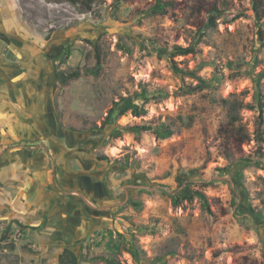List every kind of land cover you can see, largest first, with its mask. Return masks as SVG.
Listing matches in <instances>:
<instances>
[{
  "label": "rangeland",
  "instance_id": "rangeland-1",
  "mask_svg": "<svg viewBox=\"0 0 264 264\" xmlns=\"http://www.w3.org/2000/svg\"><path fill=\"white\" fill-rule=\"evenodd\" d=\"M154 1L96 0L86 10L81 1L17 0L15 29L33 37L31 48H21L14 85L0 78V191L28 207L0 216L1 224L24 228L14 249L11 234L0 232V264H105L99 256L109 252V231L137 241L139 264H264V218L252 210L264 217V168L254 163H264L257 112L242 109L233 127L223 102L253 100L252 77L232 74L264 70V26L252 0H172L168 14H148ZM213 6L221 12L207 26ZM57 18L60 27L49 30ZM90 40L100 45L103 73L62 82L64 69L96 65ZM174 45L196 47L174 57L188 74L171 68ZM6 54L17 61L4 46ZM203 80L210 86L176 94ZM144 87L146 111L128 112L116 125H172L174 135L111 138L115 124L89 130L114 100ZM179 116L193 124L178 127ZM199 191L212 214L196 196L175 205L170 195ZM244 216L254 218L250 227ZM117 257L138 264L124 248Z\"/></svg>",
  "mask_w": 264,
  "mask_h": 264
},
{
  "label": "trees",
  "instance_id": "trees-1",
  "mask_svg": "<svg viewBox=\"0 0 264 264\" xmlns=\"http://www.w3.org/2000/svg\"><path fill=\"white\" fill-rule=\"evenodd\" d=\"M79 1L83 2L85 5L86 10L92 9V5L96 0H72L73 3L77 4ZM130 0H114L115 3H122L127 2ZM174 1L172 0H155L153 3H151V7L148 9V14H168L169 13V6L173 5ZM252 7L255 12L257 26L260 28L264 26V0H252ZM221 10L213 6L209 10V16L207 20V26H214L217 21V17L219 16V13ZM261 34V41L264 45V37ZM93 45V49L95 52V60L96 65L95 66H85L83 68L79 67H71L66 68L63 70L65 73V78L62 80V82L67 83L72 79L79 78L82 73L84 74H91L95 77H99L103 71H104V65H103V56L102 51L100 48V45L96 42L89 41ZM123 49H127L130 51V48H125L122 46ZM196 51L195 45H188V46H182V45H174L173 51L171 56L169 57L171 68L173 72L177 75L182 74H188L189 71L181 68L174 59L177 55H188L191 53H194ZM246 74L250 75L253 79V82L255 83V94L253 96V100L249 103H245L244 100H234L230 101L229 99H224L223 102L228 105L229 109V118L230 123L233 127H235V123L240 119L239 113L244 108H251L253 110H256L257 112V121H256V129H255V140L259 145H264V90L262 86V79L264 78V70L259 73H254L253 70H246L245 72L238 71L233 73L232 76H241ZM210 86V82L201 81L196 86H183V90L177 91L176 94H184V93H192L194 92L198 87H208ZM147 88L144 87L140 91H136L134 94H127V95H121L118 100H114L112 106L108 109L107 114L105 115L104 119L102 120V123L100 126L94 125L89 128V130L97 129V128H105L108 125L115 124L114 129L110 133L111 138H120L126 133H133L137 137H141V135L145 132H152L156 135L158 138H168L175 134L176 128H174L172 125L168 126L166 124H160L153 126L151 124H125V125H116V121L118 118L126 115L128 112H132L135 115L143 114L146 111V108L144 106V102L147 101L149 98L146 97ZM167 95V93H165ZM138 100H142L143 103H139ZM57 104V102H56ZM58 105V104H57ZM178 121V127H190L193 124V118L191 117H183L179 116L177 118ZM73 130H76V128H71ZM26 143L29 142V140H23ZM211 157V152L207 153V159L208 161ZM101 160L109 161L110 158L108 156H99ZM256 165H259L260 167L264 168V163L259 158L254 162ZM134 165L139 167L140 163L139 161H134ZM223 171H229L230 168H222ZM214 181L213 183H215ZM172 197V201L175 205H179L182 200L188 199L193 200L194 197H198L202 200L203 207L206 209L209 214H212V211L210 209L209 202L207 200L206 195L203 192H196L193 195H188L181 197L178 194H170ZM132 205L136 208H141L142 204L139 202H133ZM253 213L255 214V217L258 218H264L261 211H256L255 208H252ZM248 219H252L254 221V218L251 216H244L241 218V221L245 223L247 227H250V224L248 222ZM127 220H130L128 217ZM255 223V222H254ZM22 229H24L22 227ZM110 238L107 243L108 248V254H100L99 259H101L105 264H120V261L118 260L117 254L122 251V249H126L132 253L134 256L135 262L140 263L141 261V252L142 249L138 246L135 240H128L126 236L118 232L117 238H113V232L109 231ZM12 249L16 247L14 243L9 244ZM218 253V252H216ZM87 260V257H86ZM94 262V261H92Z\"/></svg>",
  "mask_w": 264,
  "mask_h": 264
},
{
  "label": "crops",
  "instance_id": "crops-1",
  "mask_svg": "<svg viewBox=\"0 0 264 264\" xmlns=\"http://www.w3.org/2000/svg\"><path fill=\"white\" fill-rule=\"evenodd\" d=\"M17 3H18L17 0H0V38L2 39L0 43V52H1L2 47L7 46L8 50L11 53H13V55H17V61L8 60L6 58L7 54L0 55L1 56L0 78L4 79L5 83L10 84V86L14 85V82H12L11 80L15 79L17 76H21L20 65L22 66V63H23L21 62V57H20L21 52H22L21 48L22 46L31 48V44H32L31 37H33L30 32L25 33L18 29H15V24H16L18 14H19ZM22 35H25V36H22ZM5 195H4V190L0 191V208H1L0 216L4 218L12 217V214H16L15 210H20L18 209L17 206H26V209H27L28 202L25 201L26 205H24V200L21 199L20 201L21 204H19L18 195L15 196L16 200H15V197L12 200L9 199V197L7 196L8 195L7 193ZM55 202L59 203V200H56L53 203ZM9 208H12L13 211L12 212L9 211L8 214H6V211ZM22 210H25V208L22 207L21 211Z\"/></svg>",
  "mask_w": 264,
  "mask_h": 264
},
{
  "label": "built area",
  "instance_id": "built-area-1",
  "mask_svg": "<svg viewBox=\"0 0 264 264\" xmlns=\"http://www.w3.org/2000/svg\"><path fill=\"white\" fill-rule=\"evenodd\" d=\"M58 27H60V19L57 18L55 20H52L51 24L49 25V30H53ZM1 40L2 39L0 38V42ZM9 223H0V232L1 234L5 233V237H7V233H10L12 237H8L7 240L9 239V242L11 243H17L24 236V229H22V227L18 224ZM1 240L2 239H0V249L3 247V243Z\"/></svg>",
  "mask_w": 264,
  "mask_h": 264
},
{
  "label": "bare ground",
  "instance_id": "bare-ground-1",
  "mask_svg": "<svg viewBox=\"0 0 264 264\" xmlns=\"http://www.w3.org/2000/svg\"><path fill=\"white\" fill-rule=\"evenodd\" d=\"M0 115H1V113H0ZM7 126H11V125H7ZM13 128V127H12ZM11 129V128H10ZM12 130V129H11Z\"/></svg>",
  "mask_w": 264,
  "mask_h": 264
},
{
  "label": "clouds",
  "instance_id": "clouds-1",
  "mask_svg": "<svg viewBox=\"0 0 264 264\" xmlns=\"http://www.w3.org/2000/svg\"><path fill=\"white\" fill-rule=\"evenodd\" d=\"M2 41V40H1ZM1 43V42H0Z\"/></svg>",
  "mask_w": 264,
  "mask_h": 264
}]
</instances>
